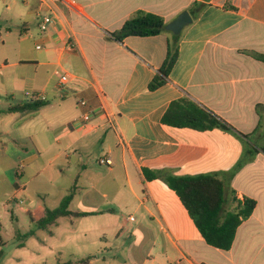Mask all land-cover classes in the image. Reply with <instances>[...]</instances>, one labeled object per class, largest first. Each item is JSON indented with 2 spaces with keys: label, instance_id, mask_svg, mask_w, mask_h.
Listing matches in <instances>:
<instances>
[{
  "label": "crops",
  "instance_id": "crops-1",
  "mask_svg": "<svg viewBox=\"0 0 264 264\" xmlns=\"http://www.w3.org/2000/svg\"><path fill=\"white\" fill-rule=\"evenodd\" d=\"M62 1L58 22L43 33L38 0H0L3 46L17 55L14 64L0 68V96L11 97L10 106L0 110V137L16 135L31 144L13 139L1 145L15 175L14 195L23 194L40 220L77 185L70 210L88 215L66 218L70 223L61 219L48 232L51 239L57 236L54 230L65 237L52 247L57 261L264 264V62L254 56H264V0H232L238 11L226 8L228 0ZM195 4L205 6L179 36L170 82L151 92L175 35L119 42L113 34L139 11L161 16L169 25ZM69 40L77 44L75 52L65 51ZM10 66L27 68L28 75L7 80ZM28 93L45 96L48 106L8 112L16 97L27 102ZM184 96L241 136L163 124L171 104ZM83 100L87 108L80 107ZM90 110L92 119L85 124ZM103 159L112 166L101 165ZM145 170L177 177L217 175L229 196L234 191L239 201L248 198L257 207L238 229L232 249L222 251L202 238L178 195L162 179L151 174L149 179ZM66 177L73 184L62 183Z\"/></svg>",
  "mask_w": 264,
  "mask_h": 264
},
{
  "label": "trees",
  "instance_id": "trees-1",
  "mask_svg": "<svg viewBox=\"0 0 264 264\" xmlns=\"http://www.w3.org/2000/svg\"><path fill=\"white\" fill-rule=\"evenodd\" d=\"M204 4H195L190 10V14L197 18L204 8ZM226 8L238 11L228 0ZM167 23L161 16L137 12L131 19L125 22L120 31L113 34L116 41L123 42L127 38H150L167 33L165 30ZM176 42L169 45L166 61L158 74L149 85L151 92H156L170 82V75L178 61L180 42L179 36H174ZM256 59L264 62V56L254 55ZM48 106L46 102H24L11 107L8 112L28 113L36 112ZM163 124L179 128L191 129L199 132L221 130L241 136L238 132L220 116L196 103L189 96L175 101L171 104L163 118ZM247 138V137H246ZM149 179H162L171 190H173L182 204L188 211L196 228L200 232L206 243L222 251H230L236 240L240 226L247 221L255 211L257 203L254 200L245 198L239 201L234 191L228 195V187L225 180L217 175H198L177 177L161 172L145 170ZM152 175V178L149 175ZM79 189L77 185L70 191L69 195L62 201L57 209L46 210L45 216L36 220L30 214L31 222L43 231L52 232L51 229L59 225L63 218H84L87 214L73 213L70 210ZM34 236V233L29 235ZM58 264H91V259H86L78 263Z\"/></svg>",
  "mask_w": 264,
  "mask_h": 264
},
{
  "label": "rangeland",
  "instance_id": "rangeland-1",
  "mask_svg": "<svg viewBox=\"0 0 264 264\" xmlns=\"http://www.w3.org/2000/svg\"><path fill=\"white\" fill-rule=\"evenodd\" d=\"M5 33V28L0 30V68H3L4 65H12L17 60L16 52L10 49L8 45L3 46L2 39ZM34 51L36 50L34 49ZM26 71H28L27 68L10 66L4 74L7 80L15 81L28 75ZM1 78L2 74L0 73V80ZM24 102L25 99L21 95L13 101L14 104ZM10 104L11 97L0 96V110L7 108ZM18 121L17 125L20 126L23 121H21V118ZM21 133L19 134L21 135ZM13 139L20 144L23 143L28 148L31 146L27 140L20 141L16 135L9 139L0 137V264H58L57 253L52 250V247L64 243L65 237L61 236V231L54 230L57 236L51 239L48 231L39 230L30 219V214L35 217V209L30 206V201L23 194L14 195L15 189L12 187L11 180L15 179V175L11 174L10 161L1 148L2 144H7ZM68 181L73 184V181L67 177L62 183ZM18 182L22 186L25 180ZM20 202H23V204ZM36 202L38 203L39 199ZM123 218L127 220L128 216L125 215ZM70 221L71 219L65 218L62 219L61 223H70ZM31 233H34L33 237L29 236ZM108 243H110L109 240ZM65 258L66 261L67 257L65 256Z\"/></svg>",
  "mask_w": 264,
  "mask_h": 264
},
{
  "label": "built area",
  "instance_id": "built-area-1",
  "mask_svg": "<svg viewBox=\"0 0 264 264\" xmlns=\"http://www.w3.org/2000/svg\"><path fill=\"white\" fill-rule=\"evenodd\" d=\"M23 1L28 3L29 0H23ZM38 1L41 4V10L38 13L39 28L41 32L46 33L47 31H49L50 28H52L58 22L56 8L58 7V5L59 6L62 5L64 2L62 0H38ZM37 49L41 50L42 47L38 46ZM76 50H77V44L73 40H69L65 44V51L72 53L75 52ZM68 83H69V76L65 75L61 79V91L63 98L65 97V87L68 85ZM26 97H27V101L30 103L47 102V98L39 93H28ZM79 105L82 108H87L89 106L88 102L84 100L81 101ZM101 110L107 115L108 120L110 121L111 117L106 113L104 106H101ZM92 114L93 112L92 110H90L84 115L83 122L85 124H88L91 121ZM110 124H113V122L110 121ZM100 164L105 166H112V161L108 159H103L100 161ZM12 201L15 202L16 200H12ZM20 203L23 204V202ZM132 221H134V219H132Z\"/></svg>",
  "mask_w": 264,
  "mask_h": 264
},
{
  "label": "water",
  "instance_id": "water-1",
  "mask_svg": "<svg viewBox=\"0 0 264 264\" xmlns=\"http://www.w3.org/2000/svg\"><path fill=\"white\" fill-rule=\"evenodd\" d=\"M193 17L189 12L182 13L175 21L167 25L166 31L175 36H180L182 32L193 24Z\"/></svg>",
  "mask_w": 264,
  "mask_h": 264
}]
</instances>
